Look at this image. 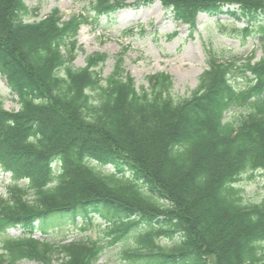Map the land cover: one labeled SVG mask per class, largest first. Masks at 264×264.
<instances>
[{"label": "trees", "instance_id": "1", "mask_svg": "<svg viewBox=\"0 0 264 264\" xmlns=\"http://www.w3.org/2000/svg\"><path fill=\"white\" fill-rule=\"evenodd\" d=\"M85 1L87 14L65 20L54 9L30 21L25 0H0V74L20 104L7 111L0 99V169L13 181L0 196V264H99L106 246L133 232L124 252L132 263L264 264V200L246 205L236 187L264 173V0H137L161 2L193 30L199 14L244 20L258 42L261 57L243 63L209 53L197 89L178 100L165 73L139 90L124 53L107 78L104 53L74 67L80 29L125 8ZM97 214L111 242L35 237L55 217ZM13 228L23 234L7 235Z\"/></svg>", "mask_w": 264, "mask_h": 264}, {"label": "rangeland", "instance_id": "2", "mask_svg": "<svg viewBox=\"0 0 264 264\" xmlns=\"http://www.w3.org/2000/svg\"><path fill=\"white\" fill-rule=\"evenodd\" d=\"M33 11L30 21L40 20L54 9L60 10L65 19L73 15L90 12L91 6L85 0H25ZM125 8L112 18H104L99 25L83 26L78 34L79 51L74 62L76 69L84 68L89 56L104 53L109 58L102 70L107 78L115 69L116 62L124 53L125 72L132 76L139 90L148 89V77L168 74L173 80L172 96L178 100L189 97L198 87L201 74L207 69L208 54H216L220 59L236 64L251 56L260 58L261 50L255 36L242 32L247 22L236 20L227 15H199L197 29L176 22L160 2L141 6L137 0H125ZM236 85L245 88L247 80L236 72ZM0 99L9 111H18L20 104L11 94L6 79L0 74ZM243 111L237 108L228 113L234 119ZM106 173L112 167L103 168ZM13 184L10 173L0 169V196H6ZM20 184H23L22 182ZM236 187L240 189L243 203L258 204L264 200V173L244 174ZM108 223L101 215H93L91 222L79 216L75 219L67 216L53 218L44 226L45 233H35L37 239H47L56 243L66 241H103L111 240ZM133 232L125 239L106 246L99 264H142L132 263L124 258V252L134 247ZM11 237L23 234L19 228L6 233ZM7 238L0 236L1 245ZM177 240V238H176ZM111 242V241H109ZM170 245L171 241L163 240ZM19 264H39L33 261H21Z\"/></svg>", "mask_w": 264, "mask_h": 264}]
</instances>
